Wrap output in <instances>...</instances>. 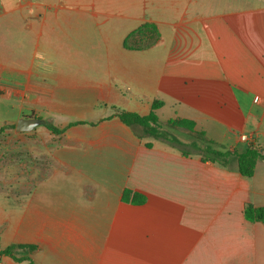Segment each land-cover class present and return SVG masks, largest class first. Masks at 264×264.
Wrapping results in <instances>:
<instances>
[{
    "label": "crops",
    "instance_id": "0c3cea01",
    "mask_svg": "<svg viewBox=\"0 0 264 264\" xmlns=\"http://www.w3.org/2000/svg\"><path fill=\"white\" fill-rule=\"evenodd\" d=\"M154 101L222 149L264 147V0H0V102L67 127L21 132L52 140L18 202L0 188V247L36 245L33 264H264V223L244 217L264 207V160L245 177L184 130L166 132L188 156L116 116Z\"/></svg>",
    "mask_w": 264,
    "mask_h": 264
},
{
    "label": "trees",
    "instance_id": "16d2710c",
    "mask_svg": "<svg viewBox=\"0 0 264 264\" xmlns=\"http://www.w3.org/2000/svg\"><path fill=\"white\" fill-rule=\"evenodd\" d=\"M158 40L157 34L148 43L137 45L133 41V37H128L125 41V46L128 48H136L139 46H146L153 44ZM162 105L160 101H154L152 103V109L147 115H140L136 112H129L124 110H117L116 116L126 126L132 129L134 134L139 138H154V139H166L171 144L176 145L180 152L184 156H188L189 149L194 148L201 156L203 163H217L223 167H229L232 159L237 160V169L241 175L245 177H252L256 164L259 160H264V147L255 143L250 144L244 152L239 153L234 149H222L217 143L208 139L204 132L195 129L193 121L187 119H169L165 122L160 121L156 110ZM85 122H76L75 124H84ZM42 124L54 134L63 133L67 127L59 128L53 125L49 121H43ZM181 129L190 134L193 138L200 141V145H190L191 148H186L181 141L168 137L166 130ZM5 130V127H0V133ZM147 147H151L150 143H147ZM123 200L132 203L140 204L145 201L143 195L132 192L129 189H125L122 196ZM244 217L250 222L264 223V207H255L252 204H247L244 208ZM37 249L36 245L32 244H11L5 248L0 247V259L4 257L12 258L14 261L20 262L28 260L30 264H33L29 254H32Z\"/></svg>",
    "mask_w": 264,
    "mask_h": 264
},
{
    "label": "rangeland",
    "instance_id": "374dc122",
    "mask_svg": "<svg viewBox=\"0 0 264 264\" xmlns=\"http://www.w3.org/2000/svg\"><path fill=\"white\" fill-rule=\"evenodd\" d=\"M6 105V103L4 105L3 102H0V127H5V130L0 133V188L3 187L9 191L12 200L18 202L20 176H31L36 172V168L39 169V172L44 168L41 162L38 166L36 165L37 142L41 144L43 140L51 141L52 139L41 134H28L30 136L27 138L21 132H16L15 127L18 119L8 117L13 115L14 111ZM26 184L33 186L34 183Z\"/></svg>",
    "mask_w": 264,
    "mask_h": 264
},
{
    "label": "water",
    "instance_id": "95a60500",
    "mask_svg": "<svg viewBox=\"0 0 264 264\" xmlns=\"http://www.w3.org/2000/svg\"><path fill=\"white\" fill-rule=\"evenodd\" d=\"M41 120L38 118H20L16 123V132H27L32 131L37 126L41 125Z\"/></svg>",
    "mask_w": 264,
    "mask_h": 264
}]
</instances>
